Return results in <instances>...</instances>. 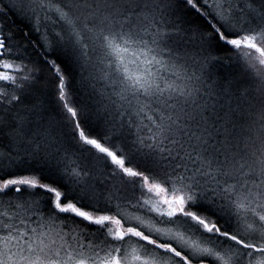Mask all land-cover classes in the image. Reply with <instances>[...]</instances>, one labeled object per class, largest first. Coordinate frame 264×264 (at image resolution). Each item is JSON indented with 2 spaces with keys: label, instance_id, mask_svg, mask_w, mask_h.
I'll list each match as a JSON object with an SVG mask.
<instances>
[{
  "label": "snow or ice",
  "instance_id": "1",
  "mask_svg": "<svg viewBox=\"0 0 264 264\" xmlns=\"http://www.w3.org/2000/svg\"><path fill=\"white\" fill-rule=\"evenodd\" d=\"M0 264H264V0H0Z\"/></svg>",
  "mask_w": 264,
  "mask_h": 264
},
{
  "label": "trees",
  "instance_id": "2",
  "mask_svg": "<svg viewBox=\"0 0 264 264\" xmlns=\"http://www.w3.org/2000/svg\"><path fill=\"white\" fill-rule=\"evenodd\" d=\"M11 19H15V17H11ZM17 23H19V21H17ZM35 38V37H34ZM217 55L224 57L228 54V50H224V51H219L218 53H216ZM32 61L34 62H38L42 64V61L40 59V53H33L31 56ZM72 76H73V83H76L77 81H79L80 76L78 73L75 72V70H72ZM47 99H51V97H47ZM148 195H152V194H148ZM148 195L145 196V198H148Z\"/></svg>",
  "mask_w": 264,
  "mask_h": 264
},
{
  "label": "rangeland",
  "instance_id": "3",
  "mask_svg": "<svg viewBox=\"0 0 264 264\" xmlns=\"http://www.w3.org/2000/svg\"><path fill=\"white\" fill-rule=\"evenodd\" d=\"M12 2V0H6L7 4H10Z\"/></svg>",
  "mask_w": 264,
  "mask_h": 264
}]
</instances>
